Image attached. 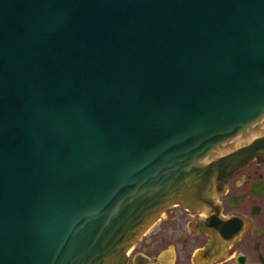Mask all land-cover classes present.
<instances>
[{
    "label": "water",
    "instance_id": "95a60500",
    "mask_svg": "<svg viewBox=\"0 0 264 264\" xmlns=\"http://www.w3.org/2000/svg\"><path fill=\"white\" fill-rule=\"evenodd\" d=\"M251 160L264 0H0V264H126Z\"/></svg>",
    "mask_w": 264,
    "mask_h": 264
},
{
    "label": "flooded vegetation",
    "instance_id": "af4514ba",
    "mask_svg": "<svg viewBox=\"0 0 264 264\" xmlns=\"http://www.w3.org/2000/svg\"><path fill=\"white\" fill-rule=\"evenodd\" d=\"M215 201L197 211L167 207L126 264H264V161L237 170Z\"/></svg>",
    "mask_w": 264,
    "mask_h": 264
},
{
    "label": "bare ground",
    "instance_id": "6f19581e",
    "mask_svg": "<svg viewBox=\"0 0 264 264\" xmlns=\"http://www.w3.org/2000/svg\"><path fill=\"white\" fill-rule=\"evenodd\" d=\"M147 232V231H146ZM171 255V254H170ZM168 257V256H167ZM171 257V256H170ZM165 258V257H164Z\"/></svg>",
    "mask_w": 264,
    "mask_h": 264
}]
</instances>
